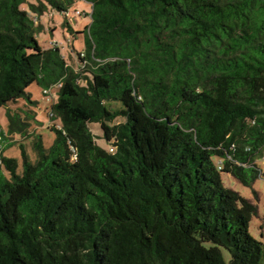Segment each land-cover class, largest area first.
Wrapping results in <instances>:
<instances>
[{
	"label": "trees",
	"instance_id": "obj_1",
	"mask_svg": "<svg viewBox=\"0 0 264 264\" xmlns=\"http://www.w3.org/2000/svg\"><path fill=\"white\" fill-rule=\"evenodd\" d=\"M32 1L0 0V109L59 86L54 140L28 133L33 111L0 124V264L264 262L256 207L221 180L262 176L264 0H83L79 69L36 24L76 0ZM12 135L32 155L5 156Z\"/></svg>",
	"mask_w": 264,
	"mask_h": 264
},
{
	"label": "rangeland",
	"instance_id": "obj_2",
	"mask_svg": "<svg viewBox=\"0 0 264 264\" xmlns=\"http://www.w3.org/2000/svg\"><path fill=\"white\" fill-rule=\"evenodd\" d=\"M28 3H33V1L28 0ZM23 8L28 9L27 5H24ZM72 10H78L85 15L81 18L73 19L72 22H68L62 15L53 11H47L41 16L40 19L36 21L37 25L42 26V32L37 35V40L44 49H47L52 45H57L67 64L70 67L79 69L80 61L76 54L83 51V35L78 34V32H82L90 23L89 14L91 7L83 0H76ZM68 26L72 29V33L69 31ZM26 91L37 104L31 106L23 101H18L16 103H9L6 107L0 109V124L2 129L4 132L7 131V110L16 111L18 109H23L33 111L35 113V121L32 122L28 133H30V135H42L44 146L50 147L54 140V134L50 130V127L54 123L49 122V113L52 103L46 102L42 89L36 84L29 86ZM55 101L56 98H54V102ZM122 122H124V119L117 118L113 124ZM90 129L95 136L97 144L101 147H105L106 143L102 138V132L99 125L92 124ZM31 141L32 138L12 135L9 137L8 142L12 143L13 146L5 151V156L19 159L20 155L18 147L19 144L22 143L25 144L26 149L32 155ZM256 165L261 171L262 176L257 178L250 187L243 186L226 173L221 174V180L225 188L237 192L242 198L248 200L256 207L257 214L249 223V233L256 240L264 243V157L258 159ZM220 250L224 263L230 264L231 256L229 252L224 248H221ZM261 264H264V262Z\"/></svg>",
	"mask_w": 264,
	"mask_h": 264
},
{
	"label": "built area",
	"instance_id": "obj_3",
	"mask_svg": "<svg viewBox=\"0 0 264 264\" xmlns=\"http://www.w3.org/2000/svg\"><path fill=\"white\" fill-rule=\"evenodd\" d=\"M72 9L64 14V18L68 22H72L73 19L81 18V17H83L85 15L83 12H80L78 10H72ZM89 19H90V14H89ZM79 55H80L81 58L84 57L83 51L80 52ZM84 65H85V62L80 63V67L83 68ZM58 88H59V86L54 87V88H50V89H47V90L43 91V96L46 98V102L52 103V104L54 103V98H57L55 95H56V91L58 90Z\"/></svg>",
	"mask_w": 264,
	"mask_h": 264
}]
</instances>
